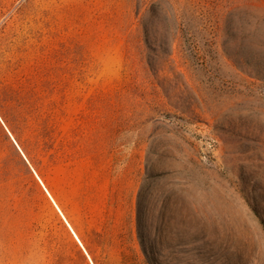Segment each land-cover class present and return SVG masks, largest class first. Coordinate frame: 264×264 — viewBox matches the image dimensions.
<instances>
[{
    "label": "rangeland",
    "instance_id": "obj_1",
    "mask_svg": "<svg viewBox=\"0 0 264 264\" xmlns=\"http://www.w3.org/2000/svg\"><path fill=\"white\" fill-rule=\"evenodd\" d=\"M0 54V264H264V0H0Z\"/></svg>",
    "mask_w": 264,
    "mask_h": 264
},
{
    "label": "trees",
    "instance_id": "obj_2",
    "mask_svg": "<svg viewBox=\"0 0 264 264\" xmlns=\"http://www.w3.org/2000/svg\"><path fill=\"white\" fill-rule=\"evenodd\" d=\"M35 85L28 77L18 75L11 61L0 54V120L18 144L17 136L30 127L33 111L31 98L34 91L29 87L33 88ZM0 135L5 141L8 140L2 126ZM27 159L31 160L28 157Z\"/></svg>",
    "mask_w": 264,
    "mask_h": 264
}]
</instances>
